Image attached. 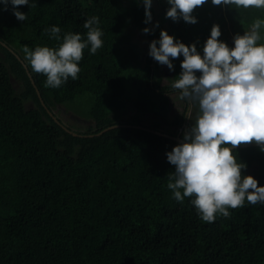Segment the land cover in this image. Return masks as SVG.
<instances>
[{"label": "trees", "instance_id": "obj_1", "mask_svg": "<svg viewBox=\"0 0 264 264\" xmlns=\"http://www.w3.org/2000/svg\"><path fill=\"white\" fill-rule=\"evenodd\" d=\"M153 1L152 19L166 14L168 0ZM17 10L25 21L0 3V264H264V204L245 201L208 223L167 187L175 166L166 154L182 142L165 134L184 139L191 125L188 101L178 113L170 99L183 56L169 74L149 49L142 59L138 41L149 48L161 33L144 22L143 0H29ZM192 15L197 23L168 18L164 31L203 55L213 25L231 48L264 9L207 0ZM92 16L103 47L83 50L77 79L46 88L23 47L58 48L62 39L45 32L52 26L86 39ZM233 154L247 166L242 176L264 187L260 147Z\"/></svg>", "mask_w": 264, "mask_h": 264}, {"label": "clouds", "instance_id": "obj_2", "mask_svg": "<svg viewBox=\"0 0 264 264\" xmlns=\"http://www.w3.org/2000/svg\"><path fill=\"white\" fill-rule=\"evenodd\" d=\"M215 6L231 5L236 8L264 9V0H211ZM7 10L9 3L17 20L25 21L27 15L18 6L29 5V0H0ZM170 8L166 18L183 19L197 23L194 10L207 0H168ZM145 23L152 20V0H143ZM99 17L87 19L86 39L78 33H66L52 26L45 32L60 41L58 48L37 46L22 51L33 72L46 76L45 87L60 88L69 77L78 78V66L83 50L90 45L94 55L103 47V32ZM158 23L156 27H158ZM264 19H256L243 35L234 37V47L218 38L219 25H213L201 55L195 44L191 46L176 40L162 30L160 39L149 45V55L169 70H174L173 60L181 55V73L171 87L179 90L180 99L198 105L194 125L184 135V142L168 152L167 160L175 166L169 175L168 189L178 202L192 198L201 219L214 222L217 215L229 217L228 209H237L245 201L264 204V187L252 176H242L246 164L239 163L233 149L242 144L256 143L264 152V37L261 29ZM148 33L150 29H143ZM159 44V47H157ZM197 73H200L198 76Z\"/></svg>", "mask_w": 264, "mask_h": 264}, {"label": "rangeland", "instance_id": "obj_3", "mask_svg": "<svg viewBox=\"0 0 264 264\" xmlns=\"http://www.w3.org/2000/svg\"><path fill=\"white\" fill-rule=\"evenodd\" d=\"M154 3V1L152 0V4ZM167 20L168 18H166V14L163 13L162 11H158L156 17H154L151 20V26L152 27H156V24L158 23V27H156L159 30H165V28L167 27ZM242 35L244 33H241ZM236 36V35H235ZM233 36V37H235ZM139 44V50L142 53V59L145 56L144 54L147 52L148 48V44H147V40L146 39H142L141 41H138ZM234 47V46H232ZM161 65V64H160ZM162 69L164 70L165 73L169 74L170 70L166 65H161ZM164 73V76H166L167 74ZM200 74V73H199ZM170 99L173 103V107L174 110L178 113H183L185 112L186 108H187V102L186 100H182L180 99V93L177 92H173L170 94ZM189 104V102H188ZM61 110H63L61 113L63 114L64 118L66 120H69L70 123L73 124H81L83 123V120H81V117L78 116V114H76L75 112H65V108L63 106L60 107ZM67 111V110H66ZM198 115V105L193 102L192 104H189V108H188V112H187V116H188V120L191 122V125H189V129L192 127V125H194L196 118Z\"/></svg>", "mask_w": 264, "mask_h": 264}, {"label": "water", "instance_id": "obj_4", "mask_svg": "<svg viewBox=\"0 0 264 264\" xmlns=\"http://www.w3.org/2000/svg\"><path fill=\"white\" fill-rule=\"evenodd\" d=\"M28 74L30 75V77H31V73H30V71H28ZM32 82H33V84L35 85V87H36V90H37V92H38V94H39V97H40V99L42 100V97L40 96V93H39V90L37 89V86H36V84H35V81L32 79ZM112 127H114V126H111V127H108V128H106L105 130H103V131H106V130H108V129H110V128H112ZM158 132V131H157ZM102 133V132H101ZM159 133V132H158ZM76 134V133H75ZM165 135H167V136H169V137H171V138H174V139H176V140H178L179 142H184V139L180 136V135H177V136H173V135H168V134H165ZM253 145H257L256 143H250V144H242V145H240V146H238L237 148H239V147H246V146H253Z\"/></svg>", "mask_w": 264, "mask_h": 264}]
</instances>
